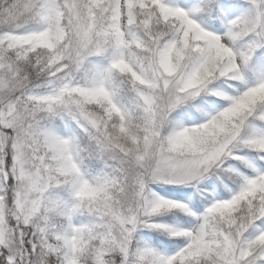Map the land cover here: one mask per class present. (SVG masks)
<instances>
[{
	"label": "snow or ice",
	"instance_id": "snow-or-ice-1",
	"mask_svg": "<svg viewBox=\"0 0 264 264\" xmlns=\"http://www.w3.org/2000/svg\"><path fill=\"white\" fill-rule=\"evenodd\" d=\"M0 264H264V0H0Z\"/></svg>",
	"mask_w": 264,
	"mask_h": 264
}]
</instances>
